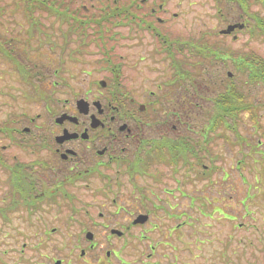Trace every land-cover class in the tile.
<instances>
[{
	"label": "flooded vegetation",
	"instance_id": "flooded-vegetation-1",
	"mask_svg": "<svg viewBox=\"0 0 264 264\" xmlns=\"http://www.w3.org/2000/svg\"><path fill=\"white\" fill-rule=\"evenodd\" d=\"M244 1L238 19L226 24L244 23V27L251 24L253 30L259 18L264 20V0ZM220 2L224 6L229 2L238 4V0H213V17H219ZM87 3L82 2L80 6L91 16H84L80 21L92 22L91 26L69 25L67 31L68 35L79 38L76 60L81 56L78 62L83 73L78 84L70 79L62 83L67 90L73 87L83 90L73 92L72 98L56 95L58 79L52 78L57 75L53 66L55 54L60 50L58 46L64 48L63 44H57L56 27L50 36L26 34L23 39L29 41L19 45L10 36L2 39L6 47L0 50V66L6 64L2 70L18 83L21 73L25 72L27 80L23 82L32 89L31 103L41 105L35 116L21 111V119L15 124H10L8 116L0 123V142H3L0 143V183L7 184L3 200L9 195L4 205L11 206L8 213H15L21 199L38 201L47 212L55 207L50 220L56 218L53 222L61 224L48 226L46 236L40 235L36 251L43 245L49 251H40L38 255L43 257L36 264H201L202 231L190 214L194 209L188 210L184 201L188 198L190 206H194V200L204 197L202 188L193 193L187 187L195 183L211 186L219 185L220 181L232 183L233 170L218 164L222 156L214 146L219 140L234 145L233 136L236 138L235 73L229 70L226 73L228 111L215 113V105L225 95L217 92L225 83L223 78L213 77L212 69L202 66V61L204 58L211 62L220 60L224 64L223 60L229 56L220 54L223 52L220 47L210 43L202 33L188 38L186 28L185 33L182 29L181 33L177 30L174 33L164 28L163 24L170 18L181 16L178 11L169 17L162 15L167 9L165 5H172L171 0ZM176 5H182V1H176ZM223 20L228 21V15ZM237 29L241 28L222 35L233 41L238 36ZM3 35L7 37L5 32ZM247 35L264 38L259 32ZM121 41L132 44L131 52L135 51L132 47H147V53L135 51L131 64L141 69L151 62L156 84L151 86V81L138 77L139 71L132 83L134 92L130 93V85L121 80L122 65L117 64L124 56L115 48ZM44 46L48 47L47 51L39 50ZM32 52L43 55V59L28 60ZM188 55L199 58L198 66L186 63ZM230 59L234 63V57ZM88 63L92 66H87ZM162 63L164 66H160ZM190 67L195 68L194 74ZM237 67L245 73L247 83L263 86L260 100L250 103L251 110L245 109L248 117L253 115L259 120L257 141L260 145L264 143V56L255 54ZM204 72L208 73L209 90L213 85L217 87L214 96L209 97L200 84L199 76ZM187 84L195 88L194 97L188 94ZM8 86L11 89L18 85L10 82ZM203 101L212 105L211 112L207 115L205 131L201 133V127L196 129V135L200 133L193 138L186 134L181 123L194 110L197 116L203 115L199 110V105L205 107ZM172 117L177 119V124L165 128ZM216 118L225 121L227 128L219 127ZM247 144L251 148L253 142L250 140ZM20 179L24 185H20ZM219 195L227 196L215 193L206 198L212 206L207 214L212 217L214 213L221 214L224 223L230 225L236 217L227 203L230 199ZM26 211L23 210L24 215L29 216ZM61 216L67 217L65 222L58 219ZM34 218L38 219V215ZM222 245V249L229 250L234 243L229 238ZM225 253L219 254L222 256L219 263L211 264H248V258L240 261L239 257L224 256Z\"/></svg>",
	"mask_w": 264,
	"mask_h": 264
},
{
	"label": "rangeland",
	"instance_id": "rangeland-1",
	"mask_svg": "<svg viewBox=\"0 0 264 264\" xmlns=\"http://www.w3.org/2000/svg\"><path fill=\"white\" fill-rule=\"evenodd\" d=\"M74 1L75 5H80L82 2L89 3L96 0ZM171 1L172 5L166 4V12L162 15L169 17L173 11H178L181 16L179 18H170L165 25L163 24L164 28L173 30L174 33H176V30L181 33V29L182 32L185 33L186 28L188 38L191 35V37H195L202 33L204 38L208 39L210 43L220 47L219 49L223 51L220 54L226 56V58L229 56L228 60H223L224 64H222L220 60L217 62H211L205 58L203 59L202 66H208L212 69L211 75L216 78H223L225 83L221 86L222 88H219L218 92L215 85L211 86V89L209 90V86L206 83L209 82L208 73L204 72V75L201 74L199 77L201 78L200 84L206 89V94L211 97L214 96L216 92L218 94L227 93L224 86L228 83L226 73L229 70L231 73H235V81L233 84L235 91L234 98L236 97L238 101H242L245 104L255 102L256 99L260 100L263 86L259 83L254 85H252L253 83H247L245 81V73H243L241 69H238L237 64L244 65L248 55H251L252 53L256 54L257 57L264 56V38L256 39L252 36H248L247 34L251 31L244 30L243 28L235 31L238 36L236 35L235 40L232 41L229 37L222 35L223 32L221 31V29L226 26L227 22L230 20L233 22V20L238 19L240 8L243 9L244 5H242V7L239 3L229 2L224 6L223 3L220 2L217 6V9L220 10V12H218L219 17L216 18L215 16L213 17L215 11V4L213 3V0H181L182 5H176V1L179 0ZM220 5H222V7ZM254 11L259 13L256 8ZM15 13L14 18L6 15L3 16V18H0L1 21L4 22L3 24L0 23V33H7V36L12 38L13 43L19 45L23 43L22 39L25 36L34 34V32L32 33L29 30L25 32L30 22L25 19V16L22 13ZM33 14L39 22V28L42 30L41 33L35 32L36 34L39 33L41 36L43 34H48V36H50L52 28L56 27L57 29V44H63L64 48L61 49V47L58 46L60 50L57 54H55L56 64L53 66V68H56L57 70V75H53L52 78L55 77L58 79L57 87L59 88V92H57L56 95L60 97L72 98L74 95L73 92L81 93L83 91L76 87L67 90V88L62 85V83L68 81L69 79L75 80L78 84V81L83 77V73L80 71L81 63L78 62L80 61L81 56L79 60H76V51L80 48L79 38L75 39L74 36L67 34L69 25H72L73 21H64L57 16L55 17L40 10H35ZM221 14L224 15L222 16ZM227 15L229 20L224 21L223 18ZM51 23H54L55 26ZM91 24L92 22L88 25L91 26ZM250 26L252 25H247V27ZM183 35L186 37V34ZM14 36H17V38ZM0 38H2V35H0ZM131 46L132 44H130V42L127 43L125 41H121L115 46V48H118L119 53L124 54L121 59H118L117 64L122 65L124 77H122L121 80L123 83L130 85L128 88L132 94L134 92L132 90V83L136 81L137 72L140 71L141 75L138 77L142 80H148L147 82L151 81V86L156 84L157 81H154V77H152L155 73L154 69L152 70L151 62L145 63V67L141 69H136V66L131 64V61L135 58L133 56L135 55V51L139 49L141 53H147V47H132L135 51L131 52ZM229 48L231 49L228 50ZM39 50L47 51L48 47L44 46ZM253 50L255 52H252ZM125 51L127 52V55ZM32 54L30 55V59H28L30 61H35L36 57H40L38 53L36 54L35 52H32ZM231 56L235 59L234 63L231 62ZM40 58L43 59V55ZM91 60L93 61V59ZM198 60L199 58L194 56L190 57V55L185 58L186 63L193 67L198 66ZM226 60L228 61V65H225V63H227ZM40 62L42 65H45L44 61ZM5 65V63H2L0 66V123L4 121V117L8 116L10 124H15V121L21 119V111H27L28 114L35 116L34 114L39 110L41 105L37 106V104L31 103V96H29V94L32 89L29 85L23 82L27 80L25 74L21 73L22 77L19 79L21 85L19 86L20 83L16 82V78L8 75V72L4 73L2 69ZM87 66L92 65H89L88 63ZM160 66H164V63ZM235 66L237 69H235ZM190 69L192 74H194L195 68L190 67ZM1 73L4 75L1 76ZM5 75L7 76V79ZM72 75H74V78ZM10 82L16 83L18 86L10 89L8 86V83ZM187 86L188 94L194 97L193 93L195 92V88L188 84ZM7 87H9V90ZM3 90H6V92ZM237 91L239 92L240 98L236 95ZM1 92L3 93L1 94ZM223 97L224 95H221V101L224 100ZM11 98L16 100H12ZM17 100L20 103H15ZM3 102H5L6 105H4ZM203 102V106L205 107H201V105H199V110L203 111V115L197 116V113H195L194 110V113H192L191 116L189 115L190 118L187 116L185 122L181 123L182 128L186 131V134L188 136H193V138L198 137L200 133L198 132V135H196V129L201 127V133L205 131L206 122L208 120L207 115L211 112L212 105H208L207 101ZM261 112L262 111L259 110V113ZM240 114L241 115L237 120V128L243 135L239 137V141H236L237 138L233 136L232 140L234 141L235 139L234 145H230L227 142L219 140V143H216L214 146V148L218 150L222 156V160L219 159L218 164H221V166H223L226 170H233L232 183L227 184L224 181H220L219 185L213 186L203 184L195 185V183L187 187L188 191L193 193L200 192V188H202L204 197L202 200H194V206H190L188 198L184 201L188 210L189 208L194 209V211L190 214H192V218L197 219V226L199 230L202 231L200 238L203 241L201 243L203 261L201 264H208L207 261H209V264L212 262L219 263L222 257H219V254L223 255L225 251L226 253L224 256L227 254L228 256L239 257L240 261H242L243 258H248L250 261H246L248 264L253 261H258L256 264H264V179L262 173L257 170V167L264 165V159H262L260 153L251 152L250 145L247 144L250 140L253 143H256L258 138H260L257 130L258 128L254 129L255 123L249 119L247 111H242ZM176 120L177 119L175 117H172L170 122L167 123L168 125L164 127H173V125L177 124ZM200 124L201 126H197ZM0 143L3 142L1 141ZM261 146L264 147V143L260 144V147ZM262 151L264 152V148ZM242 157L244 158V162L240 161V158ZM24 184V181L20 179V185ZM6 190L7 184L0 183V205H3L8 201L9 195L5 200H3ZM215 193H225L227 196L219 195V197H229L230 199L227 203L230 204L229 208L236 216L235 219L230 222V225L224 223V218L221 214L218 215L217 213H214L213 217L207 214L209 213L208 210L211 209L212 206L206 202V198ZM221 203H226V201H221ZM52 204L55 205L56 203ZM213 206L219 205L213 204ZM54 209L55 207H53L52 211L47 212L44 207L42 208L40 202L21 199L15 213H8L7 216H5L0 206V264H36V260L39 257H43L38 255V253L40 251H49L44 245L42 246V249L36 251V248L38 247V245L36 246V242L41 239L42 236L40 235L46 236L49 231L48 226H51L52 224H61L60 221L53 222L56 218H53V221L50 220L49 215L53 213ZM23 210H28L26 213L29 216H25ZM36 215H38V219L34 218ZM215 217L217 220L213 221ZM58 219H63L65 222L67 217L61 216L58 217ZM38 230H42V232H39ZM228 237L233 240L234 249L233 247L229 250H226L225 248L222 249V242L229 239ZM249 241H251V243H248ZM199 252L200 250H197V253Z\"/></svg>",
	"mask_w": 264,
	"mask_h": 264
},
{
	"label": "trees",
	"instance_id": "trees-1",
	"mask_svg": "<svg viewBox=\"0 0 264 264\" xmlns=\"http://www.w3.org/2000/svg\"><path fill=\"white\" fill-rule=\"evenodd\" d=\"M238 3L242 6L245 4V1L244 0H238ZM35 10L45 11V12L49 13L50 15H53L55 17L57 16L58 18H60L64 21L73 20L76 22V23L72 24L74 26H76V25L77 26L78 25L79 26L88 25V23H81L80 20L84 19L85 18L84 16H86V17L91 16V14L90 13L88 14V12H86L82 8V6L75 5L74 0H0V18H3V16H5V15L14 18L15 14H16L15 12L22 13L25 16V19H27L30 22L28 24L25 32L27 30H29L32 33L34 32V34L28 35L31 37H35V34H36L35 32H40V29L38 26L39 22L33 14V12ZM0 23L3 24L4 22H2L0 19ZM244 30H248V27L245 26ZM253 30H254V32L256 30H261V32L264 31V20H261L259 18V22H257L256 25L253 26ZM75 31H78V30H75ZM3 34H4V32L2 34L0 33V35H2V38H0V50H3L6 48L4 46L2 39L8 38L7 33H5V35L7 37H5ZM22 40H23L22 42H24V43L29 41L28 38L22 39ZM205 48H208V47L203 46V49H205ZM1 55H2V52L0 51V56ZM24 74H25V72H24ZM237 92H236V95L240 98L239 92H238V94H237ZM226 95H227V93H225V95H224L225 99L223 101H221L215 105V110H214L215 113L221 114L222 112L228 111L229 105H228V101L226 99ZM247 105L248 104H245L242 101H238L236 97L234 98V120H235V132H236V138H237L236 141H238L239 137H241L243 135V134H241L240 130L237 128V125H238L237 120L241 115L240 113L242 111H244L245 109H248ZM252 116L249 119L251 121H253L254 123H257L258 120ZM216 120L219 124V127L225 128V129L227 128L226 122L225 121L222 122L221 118H216ZM256 128L257 127H255L254 129H256ZM257 142L253 143V145H251L250 151L260 153V156L262 157V159H264V152L262 151V148L260 147V145ZM236 143H238V142H236ZM242 158H240V161L244 162V158L243 159ZM240 161H239V163H240ZM257 170L262 173V176L264 179V166L260 165L259 167H257ZM0 206H1V210L3 211L5 216H7L8 210L11 209V206L8 207V206H5L4 204L0 205Z\"/></svg>",
	"mask_w": 264,
	"mask_h": 264
},
{
	"label": "water",
	"instance_id": "water-1",
	"mask_svg": "<svg viewBox=\"0 0 264 264\" xmlns=\"http://www.w3.org/2000/svg\"><path fill=\"white\" fill-rule=\"evenodd\" d=\"M235 26H237V24H229V25H227V27L225 28V29H223L222 31L223 32H230ZM80 103L81 102H84V101H79Z\"/></svg>",
	"mask_w": 264,
	"mask_h": 264
}]
</instances>
